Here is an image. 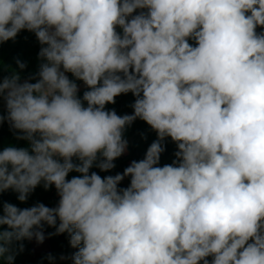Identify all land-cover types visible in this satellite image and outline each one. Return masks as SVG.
Returning <instances> with one entry per match:
<instances>
[{
  "label": "clouds",
  "instance_id": "9594fccd",
  "mask_svg": "<svg viewBox=\"0 0 264 264\" xmlns=\"http://www.w3.org/2000/svg\"><path fill=\"white\" fill-rule=\"evenodd\" d=\"M257 28L264 0H0V44L28 30L41 45L36 73L0 79V124L28 142L0 151V193L59 196L55 207L0 202V261L14 264L18 242L42 244L47 226L78 249L59 257L72 264H264ZM66 73L87 86L82 99ZM128 93L132 114L106 109ZM138 118L157 133L144 158L89 174L115 168ZM168 137L176 160L157 166Z\"/></svg>",
  "mask_w": 264,
  "mask_h": 264
},
{
  "label": "trees",
  "instance_id": "16d2710c",
  "mask_svg": "<svg viewBox=\"0 0 264 264\" xmlns=\"http://www.w3.org/2000/svg\"><path fill=\"white\" fill-rule=\"evenodd\" d=\"M146 11V10H145ZM137 10L135 14H138ZM117 31H122L119 28ZM257 32H264V28H257ZM189 43L196 46L195 40H189ZM41 45L39 44L35 34L28 30H22L15 41L9 40L0 44V79L4 77H10L14 73H18L21 78V82L27 79L30 75L38 71V66L41 61L38 59V53ZM17 60L26 64V68L20 69ZM69 79L77 83L78 87L84 83L83 81L76 80V78L71 74L67 73ZM31 82H35L32 80ZM88 90H79L78 96L82 99L83 93ZM4 102L0 99V102ZM135 97L132 93L121 94L115 98L114 104L106 105L107 110L114 109L118 115L132 114L133 108L131 105L134 103ZM0 115H7V109L0 111ZM13 130L10 129L8 122L5 120L0 124V151L5 147H28V142L25 140L16 139V135ZM125 138L127 140L136 137L138 141L129 145L128 153L122 155L120 158L114 161L115 168L109 172H101L98 167L93 165L90 172H97L101 177L107 175H115L117 173H123L124 169L130 165L133 160H141L144 158L147 148L151 143L157 140V133L151 129V127L143 120L139 118L136 119L131 126H129L125 131ZM164 146V151L161 153L160 161L157 166H164L166 164H172L176 160L175 153L178 150L177 144L171 140L170 137L165 138L162 142ZM75 163H79L76 158H73ZM80 173L70 172L67 179H71L73 176H79ZM130 184V177H125L121 182L119 187L126 188ZM18 193L9 189L3 193H0V202H8L16 205L19 208L31 207L37 202H41L48 207H55L58 204V198L55 193V187L52 186L50 189L45 190L42 185L38 186L33 193L29 195L26 202L22 203L17 199ZM45 240L42 244H38L35 239L24 240L22 242L24 245V250H18V244L14 245V250L17 254L15 255L14 264H50V261L46 258L48 254H52L56 257L55 260L59 259L61 255L70 257L78 249L72 248L69 243V236L67 233L60 235L49 236V233H54L55 228L45 226ZM211 261L212 257L207 258ZM0 264H3L0 261ZM64 264H72L71 259H66ZM202 264V262H201Z\"/></svg>",
  "mask_w": 264,
  "mask_h": 264
},
{
  "label": "rangeland",
  "instance_id": "374dc122",
  "mask_svg": "<svg viewBox=\"0 0 264 264\" xmlns=\"http://www.w3.org/2000/svg\"><path fill=\"white\" fill-rule=\"evenodd\" d=\"M78 88H79V90H82V89H86L87 86H86L84 83H82ZM84 103H85V106H87V105H86V102H84ZM5 108H6L5 103L1 101V102H0V111L4 110ZM135 141H138V138L133 137V138H131V139L128 140V144L131 145V144H133ZM127 153H128V150H127L123 155H126ZM55 193H56V196H57V198H58V200H59V196H58V194H57L56 189H55ZM65 261H66V259H65V260L57 259V260L54 261V264H64Z\"/></svg>",
  "mask_w": 264,
  "mask_h": 264
},
{
  "label": "crops",
  "instance_id": "0c3cea01",
  "mask_svg": "<svg viewBox=\"0 0 264 264\" xmlns=\"http://www.w3.org/2000/svg\"><path fill=\"white\" fill-rule=\"evenodd\" d=\"M66 75H67V73H66Z\"/></svg>",
  "mask_w": 264,
  "mask_h": 264
}]
</instances>
